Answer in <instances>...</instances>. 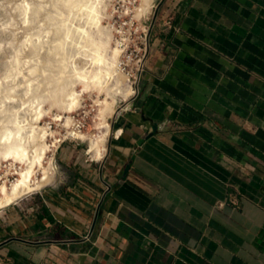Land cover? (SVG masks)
<instances>
[{
    "label": "crops",
    "instance_id": "crops-1",
    "mask_svg": "<svg viewBox=\"0 0 264 264\" xmlns=\"http://www.w3.org/2000/svg\"><path fill=\"white\" fill-rule=\"evenodd\" d=\"M151 24L105 160L6 208L0 264H264V0H164Z\"/></svg>",
    "mask_w": 264,
    "mask_h": 264
},
{
    "label": "bare ground",
    "instance_id": "bare-ground-1",
    "mask_svg": "<svg viewBox=\"0 0 264 264\" xmlns=\"http://www.w3.org/2000/svg\"><path fill=\"white\" fill-rule=\"evenodd\" d=\"M96 1L63 0L66 12H61L58 18L61 25L57 26L53 51L44 63L45 66H35L30 72L23 73L18 55L11 59L9 74L4 79L12 77V81L16 82L23 73L27 82L25 85L31 89L33 82L37 81V91L40 90L41 95L33 100L28 97L23 104L25 108L15 110V131L6 125L0 127V171L6 165V170L0 172V211L45 187L54 175V156L60 148V142L66 138L88 142L89 153L98 162L105 160L107 156V142L112 133L110 118L118 110V98L127 102L134 88L128 75L123 72V39L115 36L104 39L103 35L108 32V26L103 23ZM140 1L141 4L136 7V18H141L152 7L151 0ZM30 9L29 6L25 9L26 14ZM74 9L79 16L85 15L86 20H77L75 25H70L69 22L74 19L71 18ZM91 30L97 31L99 37H95ZM25 42L34 45L37 54L42 49L38 44L44 43L42 39L39 42L33 40L30 35H27ZM78 59L79 64L76 63ZM29 60L27 58L26 62ZM40 71L41 79H32ZM123 74L129 85L126 84ZM16 91L13 88L12 94L16 95ZM85 95L90 96L97 107L96 134L75 129L78 123L74 113L84 107L82 100ZM41 96L52 101L50 108L44 105V99L40 100ZM5 99L4 96L0 104ZM24 109L33 113L29 119L21 118L20 113ZM45 117L50 118L51 122L45 121ZM8 121L5 116L0 123L7 124ZM28 123L32 130L26 133ZM53 123L60 128L59 131L53 130ZM11 176L15 177L13 181Z\"/></svg>",
    "mask_w": 264,
    "mask_h": 264
},
{
    "label": "rangeland",
    "instance_id": "rangeland-1",
    "mask_svg": "<svg viewBox=\"0 0 264 264\" xmlns=\"http://www.w3.org/2000/svg\"><path fill=\"white\" fill-rule=\"evenodd\" d=\"M64 1H68V0H64ZM117 2H123L124 11L125 12L127 11L128 13L130 12V8H131L130 4L134 2L132 5L135 9V12H136V7H138V4L139 5L141 4L140 0H136V1L135 0H97L96 3L97 5H99V14L103 19L104 25L108 26L107 27L108 32H105L103 35L105 40H108L109 36L112 37L115 36L116 38L118 37L115 34V30H117L116 29L117 26L113 24V15L116 12ZM151 2H152L151 9L145 12L144 15H148L149 13H151L150 18L152 21V19H154L155 17L157 9H159L160 5L164 3V0H151ZM28 6L31 9L29 13L26 14L25 9L28 8ZM61 12H66V8H65V4H63V0H0V102L4 98V96L6 97L5 99L6 101L0 104V121H2L5 118V116L9 120L7 123L8 125L0 123L1 128L2 125H6L9 127V129L15 131L14 129L15 110L25 108L23 104L24 101H27L28 97L31 100H33L37 98L36 96L41 95L40 90L37 91V88L39 87L37 81L33 82V86L31 89L30 87L25 85L27 84V82L25 80L23 73L30 72L29 70L31 68L33 69L35 66L41 67L44 65V63L48 61L49 54L51 53V51H53L52 46H53V40L56 37L57 26L60 27L61 25L58 20ZM134 16L136 17L135 13ZM71 18L74 19L69 22L70 25H75V23H77L76 22L77 20L78 21L86 20V16L85 15L79 16L77 10L75 9L74 12H72ZM137 19L140 20L141 18L137 17ZM151 30H152V24H151ZM91 32L95 37L97 38L99 37V33L97 31L94 32V30H91ZM27 35L32 36L33 40H36L37 42H39L40 39L44 41V43L38 44L39 48H42L38 52V54L35 52L34 45L25 42ZM117 39L122 40L124 38L118 37ZM111 45L112 43L109 46V50L111 48ZM75 49L77 50L78 48H74V50ZM90 54L91 53L89 52V55ZM14 55H18L20 62V69L23 71V73L20 74V77L16 82L12 81V77H9L8 80L4 79V77L9 74V69L11 68V59H13ZM82 57L85 56L83 55ZM27 58L30 60L26 62ZM79 62L80 60L78 59L76 63L79 64ZM41 75L42 73L40 71L37 73V76L34 75L32 79H36V77L41 79L42 77ZM123 77L126 84L129 85V82L127 81L125 75ZM13 88L17 90L16 95L12 94ZM43 94L44 93H42V95ZM41 99H44L45 100L44 105L50 108V106L52 105V101L49 99L47 100V98L43 96H41L40 100ZM121 101L124 100L119 97L118 98L119 106L123 104L120 103ZM82 106H84L85 108L88 106L89 109H92V107H94V110L96 109L95 112L91 113L89 126H87L86 129V132L92 131L93 133L96 134L97 131L95 130L96 129L95 115L97 113V107L92 102V98L88 95H85V97H83ZM20 115L23 120H26L29 119L30 116L33 115V113L29 109L27 110L24 109L23 111H21ZM45 121L49 123L51 122L50 118H46V117H45ZM110 123L112 126L113 118H110ZM52 127L54 131L60 130V128L55 123L52 124ZM31 130H32V126H30L28 123L25 132L28 133ZM112 130H113V126H112ZM112 136L113 134H111L110 138ZM110 138H109V142H107L108 148L110 146ZM89 150H90V146L88 142H85V144L80 146H75V144L70 142H65L64 144H62L58 149V151L56 152V155L54 156V166H55L54 175L51 177L50 181L43 188L56 187L60 183H64V182L66 183L72 180L76 171L72 163L77 160L76 159L77 154L79 153L83 154L82 158L84 160L85 159L89 160V157L87 155H90L91 158L95 160L93 155L89 153ZM5 170H6V165L3 167V170H1L0 172L3 173ZM10 179L13 181L15 177L11 176ZM43 188L35 191L32 194L25 196L24 198L17 201L16 204H18L20 201L30 196L37 195V193L39 194V192L44 190ZM34 201L37 202L38 198L36 197ZM3 212L4 210H1L0 214L2 215Z\"/></svg>",
    "mask_w": 264,
    "mask_h": 264
},
{
    "label": "built area",
    "instance_id": "built-area-1",
    "mask_svg": "<svg viewBox=\"0 0 264 264\" xmlns=\"http://www.w3.org/2000/svg\"><path fill=\"white\" fill-rule=\"evenodd\" d=\"M130 6L132 9H130L128 13L124 11L123 2H117L116 12L113 15V24L117 26L115 34L120 38H124L122 41V45L125 48L122 57L123 71L128 75L134 88L133 93L129 96L127 101L131 100L136 95V84L139 74L145 70L146 60L149 54V37L151 32V13L143 15L141 19L138 20L134 16L135 9L133 5L130 4ZM170 23L171 19L168 20V24ZM125 102L126 101H121L120 103L124 104ZM93 112H95L94 107H92V109H89L88 106L86 108H79L76 113H74L75 120L78 123L75 125V129L86 130V126H89L90 115ZM65 142L73 143L75 146L85 144L82 140L68 137L60 142V146ZM87 156L89 157L88 161L93 164H101L104 161L97 162L93 160L90 155Z\"/></svg>",
    "mask_w": 264,
    "mask_h": 264
},
{
    "label": "water",
    "instance_id": "water-1",
    "mask_svg": "<svg viewBox=\"0 0 264 264\" xmlns=\"http://www.w3.org/2000/svg\"><path fill=\"white\" fill-rule=\"evenodd\" d=\"M129 169H130V166H127L126 170H125V173H127L129 171Z\"/></svg>",
    "mask_w": 264,
    "mask_h": 264
}]
</instances>
